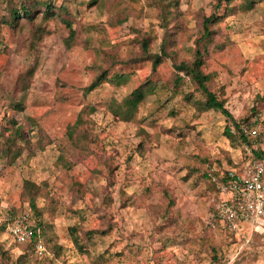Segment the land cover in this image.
Returning <instances> with one entry per match:
<instances>
[{
  "label": "rangeland",
  "instance_id": "1",
  "mask_svg": "<svg viewBox=\"0 0 264 264\" xmlns=\"http://www.w3.org/2000/svg\"><path fill=\"white\" fill-rule=\"evenodd\" d=\"M9 1L0 0V19L8 17ZM92 1L52 0V19L44 21L40 9L31 22L0 27V143L17 127L22 134L16 140L21 155L13 162L0 157V215L7 209L31 214L22 195L30 182L38 188L46 233L62 247L57 258L49 252L26 264H264V231L229 234L212 223L219 195L202 173L206 165L232 168L247 158V149L264 154V0L212 26L213 43L231 44L210 49L203 69L216 74L210 89L222 95L235 122L262 123L258 143L237 146L224 135L225 128L235 133L232 122L220 113L194 118L191 101L201 96L188 78L173 83L174 64L191 59L213 0H178L169 58L154 73L150 61L135 59L142 40L152 54L166 41L157 2ZM102 73L129 77L121 85L105 80L85 94ZM146 81L156 87L135 122L109 112L111 103ZM86 107L94 113L77 122ZM85 134L93 140L86 150ZM165 191L173 201L167 215ZM75 225L105 232L83 240L80 254L69 233ZM21 249L0 229V264H18Z\"/></svg>",
  "mask_w": 264,
  "mask_h": 264
},
{
  "label": "trees",
  "instance_id": "2",
  "mask_svg": "<svg viewBox=\"0 0 264 264\" xmlns=\"http://www.w3.org/2000/svg\"><path fill=\"white\" fill-rule=\"evenodd\" d=\"M99 0H93L92 3H97ZM214 12L208 16L204 17L201 23L200 34L198 38L194 42V47L191 48L192 57L189 60L180 61L178 64H174V68L177 74L174 77L173 83L174 87H178L180 83H182L184 77L188 78L191 85L194 87L195 91L201 96V99L196 100L193 99L189 95L190 98L186 100L191 101L192 105L195 107L196 112L194 118L197 119L201 114L209 111H213L216 113H220L228 120L232 122V125L235 129V133L232 134L229 128H225L224 135L228 138L229 141L232 142V145L237 146L242 142L250 143L252 140L257 143L260 141L263 132L259 131L258 136L255 139L247 140L245 136L241 133V127L243 125L252 128L262 123L258 121L256 118V122L249 123L248 119L245 118L239 123L235 122L231 117L230 113L224 107V100L222 99V95L216 93V91H212L210 89V84L213 82L216 74L214 72L205 73L203 71L205 67V60L210 55L211 51L214 53L221 52L230 46L231 42L219 41L213 43V36L216 34L214 30H212V26L216 25L221 20H224L229 15H237V14H246L253 11L255 7V1L253 0H213ZM157 2L160 11L158 12L159 18L162 21V28L165 30L164 39L160 45L159 52L152 54L149 51V41L142 40L140 43L141 55L135 60H143L151 62V71L155 72L157 67L163 63L164 59L169 58V53L167 52V42L171 38L169 34V26L174 23L173 26L176 25L177 20L180 19L181 14L178 12V0H155ZM41 11V18L45 21L52 19L56 16L55 6L53 5L52 0H11L8 2V17L0 19V27L4 24H8L11 26H15L19 24L20 20H27L29 22L34 20L35 13L38 10ZM221 10V15L218 14V11ZM36 17V16H35ZM66 26L70 30L69 39L74 38V31L71 29V24L66 23ZM68 39V42H69ZM173 40L170 39V43ZM69 46V43H68ZM211 49V51H210ZM129 75L120 74L114 75L107 78L106 73H102L97 76L89 86L85 88V94L92 92L99 85H101L105 80L114 85L124 84ZM156 87L155 83L150 81H146L140 84L137 88L131 91L121 103L113 102L108 106L109 112L124 122H135L136 115L138 113V109L140 105L144 102L149 93L153 92ZM221 95V96H220ZM95 111L94 107H86L82 109L78 116L77 122H83L86 116L93 114ZM15 125V123H14ZM4 141L0 143V157L2 159H8L9 162H13L16 158H18L22 153V147L16 145V140L22 138V134L20 132L19 127L13 130L12 134L9 136L2 135ZM85 146L84 150L88 149L89 144L93 143V140L90 138L89 134H85ZM71 141V140H70ZM259 145V144H258ZM141 146V144H140ZM139 146V147H140ZM254 157L256 159H262L264 154L262 151L254 152ZM228 163L231 165V161ZM242 165V161L239 164H233L232 168H239ZM199 171V169L193 170ZM203 177L210 183V185L215 189L217 195H219V191L216 188V183H228V178L226 174V170L219 168L216 169L212 165L204 166L202 169ZM38 188L31 184L30 182L25 181L22 187V195L23 198L27 199L31 211L30 217V227L34 231V235L28 242L21 243L22 252L16 259L18 264H26L32 260L36 262L38 260L46 258L49 254H53L56 258L59 257L60 252L62 251V247L53 243L51 237L46 233V227L41 219V210L36 205V199L38 194ZM165 199L167 201L163 213L167 215L170 212V209L173 206V201L169 198L168 192H164ZM219 197V196H218ZM217 197V198H218ZM7 212L16 215L21 213L13 210H8ZM82 232V238H79L77 233ZM105 231H84L79 226L75 225L70 228V236L71 242L74 248L80 254H84L86 250L84 246L81 244L83 240H89L92 234H104ZM84 238V239H83ZM40 240L46 250V254L43 257H38L34 253L33 245L36 241ZM212 252L216 253V248L211 247Z\"/></svg>",
  "mask_w": 264,
  "mask_h": 264
},
{
  "label": "built area",
  "instance_id": "3",
  "mask_svg": "<svg viewBox=\"0 0 264 264\" xmlns=\"http://www.w3.org/2000/svg\"><path fill=\"white\" fill-rule=\"evenodd\" d=\"M241 133L247 140L255 139L257 127H241ZM252 145L251 147H253ZM247 158L239 168L226 170L228 183H216L219 198L213 207L214 224L229 234L242 235L264 231V156L256 159L247 149ZM29 211L12 215L8 212L0 215V229L15 243L28 242L34 235L30 227ZM38 257L46 254L43 243L38 240L33 245Z\"/></svg>",
  "mask_w": 264,
  "mask_h": 264
}]
</instances>
